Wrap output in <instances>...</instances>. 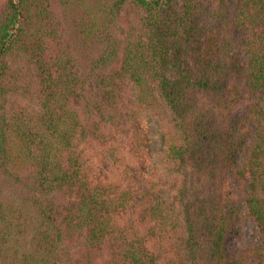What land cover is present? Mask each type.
Segmentation results:
<instances>
[{"label": "trees", "instance_id": "16d2710c", "mask_svg": "<svg viewBox=\"0 0 264 264\" xmlns=\"http://www.w3.org/2000/svg\"><path fill=\"white\" fill-rule=\"evenodd\" d=\"M0 264H264V0H0Z\"/></svg>", "mask_w": 264, "mask_h": 264}, {"label": "rangeland", "instance_id": "374dc122", "mask_svg": "<svg viewBox=\"0 0 264 264\" xmlns=\"http://www.w3.org/2000/svg\"><path fill=\"white\" fill-rule=\"evenodd\" d=\"M22 106L28 112L36 111L37 105L34 101H20L15 107ZM257 227L256 225L248 220L242 223L239 227L238 233L229 238V253H235L240 251L243 247H249L253 244L258 243L259 239L256 235Z\"/></svg>", "mask_w": 264, "mask_h": 264}]
</instances>
